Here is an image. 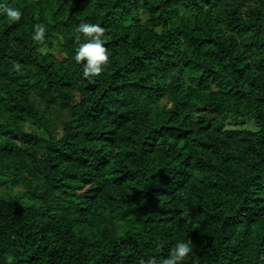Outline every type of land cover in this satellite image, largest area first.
Returning a JSON list of instances; mask_svg holds the SVG:
<instances>
[{"label": "trees", "instance_id": "trees-1", "mask_svg": "<svg viewBox=\"0 0 264 264\" xmlns=\"http://www.w3.org/2000/svg\"><path fill=\"white\" fill-rule=\"evenodd\" d=\"M8 2L0 261L146 264L190 239L184 264H264V0ZM81 21L110 54L91 79Z\"/></svg>", "mask_w": 264, "mask_h": 264}, {"label": "clouds", "instance_id": "clouds-1", "mask_svg": "<svg viewBox=\"0 0 264 264\" xmlns=\"http://www.w3.org/2000/svg\"><path fill=\"white\" fill-rule=\"evenodd\" d=\"M23 16L24 12L21 7L13 6L8 0H0V17H6L9 23H18ZM104 31L99 23L88 21H81L75 29L74 40L77 47L74 49L73 58L77 64L83 62L82 76L85 78L91 79L100 76L110 63V54L103 40ZM45 33L46 25L36 23L33 25L31 38L33 41L43 42ZM60 39L62 40L63 37L61 36ZM42 51H45V49H42ZM192 251L193 245L190 239H177L167 257L159 261L153 257L146 264H184ZM0 264H14V257L9 255L6 261H0ZM142 264H145V262L142 261Z\"/></svg>", "mask_w": 264, "mask_h": 264}, {"label": "rangeland", "instance_id": "rangeland-1", "mask_svg": "<svg viewBox=\"0 0 264 264\" xmlns=\"http://www.w3.org/2000/svg\"><path fill=\"white\" fill-rule=\"evenodd\" d=\"M244 126H245V127H250V128H255L254 126L249 125V124H247V123H245ZM231 127H232V126H231ZM234 127H235V126H234Z\"/></svg>", "mask_w": 264, "mask_h": 264}]
</instances>
